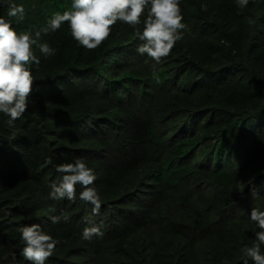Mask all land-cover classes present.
<instances>
[{"label": "trees", "instance_id": "obj_1", "mask_svg": "<svg viewBox=\"0 0 264 264\" xmlns=\"http://www.w3.org/2000/svg\"><path fill=\"white\" fill-rule=\"evenodd\" d=\"M72 3L0 0V16L34 34ZM180 8L187 28L160 64L137 52L147 9L92 50L67 22L42 33L56 53L33 46L27 111L11 127L0 113V264H32L20 228L33 223L59 241L45 264H244L259 231L250 211H264V189L250 190L264 184V0ZM76 159L97 176L98 215L80 185L74 201L49 197L56 166ZM50 207L68 220L52 223ZM90 216L103 235L84 240Z\"/></svg>", "mask_w": 264, "mask_h": 264}, {"label": "clouds", "instance_id": "obj_2", "mask_svg": "<svg viewBox=\"0 0 264 264\" xmlns=\"http://www.w3.org/2000/svg\"><path fill=\"white\" fill-rule=\"evenodd\" d=\"M239 8L243 9L249 0H236ZM71 11L57 12L48 20L47 25L35 31L17 32L9 19L0 16V113L9 117L7 124L13 126L14 122L27 111L29 97L33 91L34 78L29 65H40V59L33 53V46H37L41 54L47 58L54 56L56 50L47 42L38 43L42 33L48 34L59 29L62 23L67 22L72 37L84 48L92 50L101 45L111 34L112 26L122 21L133 28L141 24V17L145 14L142 30L137 29L135 36L142 43L137 52L146 54L160 64L183 38L182 31L187 25L183 23L180 0H73ZM25 9L23 5L9 2L7 16L23 21ZM249 24L254 20L248 18ZM155 67V65H150ZM46 163L51 164L49 158ZM61 174L58 183L50 185L49 197L53 200L77 198L76 186L80 185L79 199L92 205V213L98 215L101 208V197L94 186L97 176L87 167L82 159L75 162L61 163L56 166ZM49 219L52 223L67 221L68 216L56 212L54 207L48 209ZM91 225L82 231V238L90 240L93 236H102L101 226L92 223V217H86ZM250 219L255 222L259 231L255 233V242L251 247L242 249L244 264L250 258L253 264H264V211L252 208ZM21 239L24 242L22 255L32 264H45L52 256L58 240L45 233L39 224L20 228ZM11 264H15V257Z\"/></svg>", "mask_w": 264, "mask_h": 264}, {"label": "rangeland", "instance_id": "obj_3", "mask_svg": "<svg viewBox=\"0 0 264 264\" xmlns=\"http://www.w3.org/2000/svg\"><path fill=\"white\" fill-rule=\"evenodd\" d=\"M264 189V184L261 187H251V191H253L254 193H257L258 191ZM241 207L243 208V203L242 205L240 204L239 206H237L236 208H234V210L240 211Z\"/></svg>", "mask_w": 264, "mask_h": 264}]
</instances>
